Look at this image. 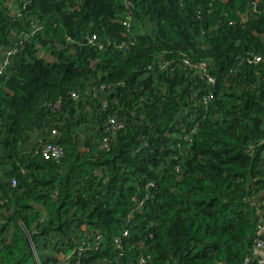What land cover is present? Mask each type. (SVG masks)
Returning <instances> with one entry per match:
<instances>
[{"label":"trees","instance_id":"trees-1","mask_svg":"<svg viewBox=\"0 0 264 264\" xmlns=\"http://www.w3.org/2000/svg\"><path fill=\"white\" fill-rule=\"evenodd\" d=\"M9 48L0 264L243 263L264 217V0H0Z\"/></svg>","mask_w":264,"mask_h":264},{"label":"built area","instance_id":"built-area-1","mask_svg":"<svg viewBox=\"0 0 264 264\" xmlns=\"http://www.w3.org/2000/svg\"><path fill=\"white\" fill-rule=\"evenodd\" d=\"M127 7H129L130 9L131 5L127 3ZM130 17H131V11L129 10V13L126 17L127 19L122 20L123 25H126L127 27H129L128 20L130 19ZM95 40H96V35H93L89 39V43H94ZM14 53H15L14 48H9L4 52H0V73L9 64V57L13 55ZM259 60H260L259 57H254L252 59L253 62H257ZM173 61L174 59L166 60L164 59V57L159 56L154 63H150V65H148V69L153 70L156 67L157 69L163 70L168 66L169 63H173ZM184 64L188 66L189 68L193 67L196 70L195 72L197 73L200 79H202L203 81L207 82L209 85L214 87V84H215L214 77H212L208 73V70L204 64L191 65L187 60H184ZM71 96L74 98L77 97L75 92H72ZM197 96H198V92H192L190 94L191 99H194ZM212 97H213V94L210 91H207L205 94H203L202 96H199L198 98L201 104L206 105L211 100ZM59 105H60V100H56L52 105H50V107L51 109H57ZM108 122L112 130H117L121 126L120 124H118V122H115L113 118H109ZM195 128H196V125H194V129ZM107 129L109 128L107 127ZM50 135L52 138L55 139L59 135V132L55 128H52L50 130ZM185 138L190 139L188 135H186ZM107 140L108 138L105 136L102 142L103 147H107ZM42 152L45 155V157L49 159L52 158V159L58 160L63 156L62 147L56 143H44L42 147ZM14 184L15 182L12 181V185ZM257 209L259 210V208ZM255 230H256V237L254 238V242L252 244L250 254H248L244 258V261L242 264H264V217L261 216L257 220ZM62 263H63V260H62ZM142 263H143V260H142Z\"/></svg>","mask_w":264,"mask_h":264},{"label":"rangeland","instance_id":"rangeland-1","mask_svg":"<svg viewBox=\"0 0 264 264\" xmlns=\"http://www.w3.org/2000/svg\"><path fill=\"white\" fill-rule=\"evenodd\" d=\"M38 55H41V56H44L45 58L47 59H51L53 60L52 56H51V53L49 52V50L47 48H39V53ZM81 135L83 136V134L81 133ZM62 257V256H61Z\"/></svg>","mask_w":264,"mask_h":264}]
</instances>
